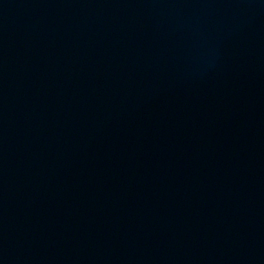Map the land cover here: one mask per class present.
Segmentation results:
<instances>
[{"label":"water","instance_id":"95a60500","mask_svg":"<svg viewBox=\"0 0 264 264\" xmlns=\"http://www.w3.org/2000/svg\"><path fill=\"white\" fill-rule=\"evenodd\" d=\"M0 264H264V0H0Z\"/></svg>","mask_w":264,"mask_h":264}]
</instances>
